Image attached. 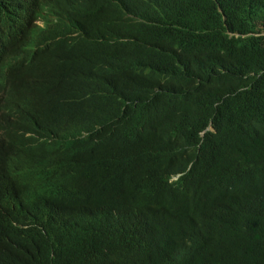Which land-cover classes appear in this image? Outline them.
Segmentation results:
<instances>
[{"label":"trees","instance_id":"obj_1","mask_svg":"<svg viewBox=\"0 0 264 264\" xmlns=\"http://www.w3.org/2000/svg\"><path fill=\"white\" fill-rule=\"evenodd\" d=\"M66 1L49 6L67 15L85 2ZM244 1L86 7L101 26L121 8L135 15L128 29L157 43L154 60L136 51L167 63L161 74L175 97L158 100L156 126L108 127L107 150L129 157L110 186L91 201H59L83 182L68 173L107 178L94 152L103 132L89 124L91 136L80 139V127L71 130L81 115L65 87L89 76L113 89L126 78L116 108L133 111L147 85L123 67L60 59L82 42L70 28L40 32L27 0H0V264H264V2L246 9L252 0ZM95 45L106 60L107 37ZM211 125L216 133L202 143ZM41 130L59 138L53 164L26 137ZM9 163L11 180L2 172Z\"/></svg>","mask_w":264,"mask_h":264},{"label":"clouds","instance_id":"obj_2","mask_svg":"<svg viewBox=\"0 0 264 264\" xmlns=\"http://www.w3.org/2000/svg\"><path fill=\"white\" fill-rule=\"evenodd\" d=\"M129 1L85 0L77 10L67 15H57L51 9L49 3L61 6L70 5L66 0H27L26 6L37 15L36 26L40 32L59 33L70 28L71 32L68 34L82 40L79 45H71L74 56L60 59H73L88 67H106L110 69L123 67L125 74L130 75L136 81L145 82L147 85L144 96L136 104L137 108L133 111L116 108V105L122 100V85H129L126 78L120 86L113 89L99 84L89 76H79L69 86L65 87L81 115L80 120L72 125L71 130L76 132L73 127L79 126L81 131L77 133H81L80 139H87L91 136V133L85 130L89 124H92V127L96 130L103 132L102 141L94 152L96 158L105 166L107 178L101 173H92L91 171L87 173H68L67 175L81 177L83 182L77 183V186L68 193V196L59 201H70L75 196L91 201L98 193V188L110 186V177L123 169L122 167L129 161V157L122 153L107 150L106 134L108 127L128 121L156 126L162 121V119H156L159 115L158 100L169 99L171 101L175 97L167 77L161 74L167 63L158 60L156 64H149L137 53V48L142 49L149 58L153 59L151 50H154L157 43L150 32L136 33L128 29L135 16L131 11L121 8L108 20L106 26H101L95 16L86 10V7L101 10L111 5L122 6L129 3ZM165 1L173 3V0ZM262 2L264 0H252V4L248 5L246 9H254ZM244 3V0H239L240 5ZM100 36L107 37L110 43L106 60H104L101 51L95 45V39ZM238 37L239 35L236 36V38ZM178 53H181V51H178ZM186 54L191 55L188 52ZM180 63L176 62L173 66H180ZM7 64L5 63V67H7ZM45 73L47 72L45 71ZM193 112L194 110L189 115ZM19 117L20 115L16 112L8 113L10 121H15ZM208 133H216L215 126L211 125L204 134H201L202 143H204L205 136ZM26 137L32 139L34 146L39 149L38 156L46 157L52 164L60 158L61 149H57L59 138L48 130L36 131ZM192 171L193 165L186 173L172 176L168 180L169 185L173 186L180 183L183 178L187 177L185 175L190 174ZM2 172L10 180L17 178V172L10 163ZM197 212L198 208L196 207ZM51 258H56V255L53 254Z\"/></svg>","mask_w":264,"mask_h":264},{"label":"bare ground","instance_id":"obj_3","mask_svg":"<svg viewBox=\"0 0 264 264\" xmlns=\"http://www.w3.org/2000/svg\"><path fill=\"white\" fill-rule=\"evenodd\" d=\"M38 31H39V30H38ZM34 35H35V34H34ZM47 37H48V36H47ZM36 40H37V39H36ZM47 58H48V57H47ZM34 60H35V59H34ZM43 62H44V61H43ZM43 62H42V63H43ZM31 63H32V62H31ZM39 64H40V63H39ZM24 65H25V64H24ZM30 65H31V64H30ZM36 66H37V65H36ZM36 66H35V67H36ZM38 66H39V65H38ZM32 70H33V69H32ZM43 70H44V69H43ZM22 72H23V71H22ZM44 73H45V72H44ZM40 78H41V77H40Z\"/></svg>","mask_w":264,"mask_h":264}]
</instances>
